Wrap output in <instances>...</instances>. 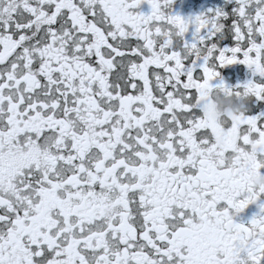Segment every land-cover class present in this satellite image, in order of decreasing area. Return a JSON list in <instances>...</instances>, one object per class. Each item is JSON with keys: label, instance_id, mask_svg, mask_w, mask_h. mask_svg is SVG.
<instances>
[{"label": "snow or ice", "instance_id": "snow-or-ice-1", "mask_svg": "<svg viewBox=\"0 0 264 264\" xmlns=\"http://www.w3.org/2000/svg\"><path fill=\"white\" fill-rule=\"evenodd\" d=\"M144 2L0 0V264H264V0Z\"/></svg>", "mask_w": 264, "mask_h": 264}, {"label": "flooded vegetation", "instance_id": "flooded-vegetation-1", "mask_svg": "<svg viewBox=\"0 0 264 264\" xmlns=\"http://www.w3.org/2000/svg\"><path fill=\"white\" fill-rule=\"evenodd\" d=\"M225 6V0H173V4L170 9H165V11H170L173 14H180L182 16H194L201 12H206L208 9H214L216 7ZM132 12H144L148 14L151 11L150 5L146 2L142 3L137 8L129 9ZM221 75L228 84L242 83L244 80L251 78L250 70L242 64L228 65L220 69ZM248 105L254 111H259L264 109V101H257L255 97H251L248 100ZM264 201V197L261 201L257 203L250 204L241 214H239L236 219L237 221H247L254 214L259 212L258 204Z\"/></svg>", "mask_w": 264, "mask_h": 264}, {"label": "clouds", "instance_id": "clouds-1", "mask_svg": "<svg viewBox=\"0 0 264 264\" xmlns=\"http://www.w3.org/2000/svg\"><path fill=\"white\" fill-rule=\"evenodd\" d=\"M247 107L246 98H236L226 93L213 95L207 105L209 115L218 121L226 116L246 111ZM252 182L256 186H264V174L255 176Z\"/></svg>", "mask_w": 264, "mask_h": 264}]
</instances>
